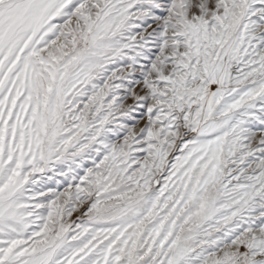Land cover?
Returning a JSON list of instances; mask_svg holds the SVG:
<instances>
[{"label":"snow or ice","instance_id":"snow-or-ice-1","mask_svg":"<svg viewBox=\"0 0 264 264\" xmlns=\"http://www.w3.org/2000/svg\"><path fill=\"white\" fill-rule=\"evenodd\" d=\"M0 264H264V0H0Z\"/></svg>","mask_w":264,"mask_h":264},{"label":"rangeland","instance_id":"rangeland-1","mask_svg":"<svg viewBox=\"0 0 264 264\" xmlns=\"http://www.w3.org/2000/svg\"><path fill=\"white\" fill-rule=\"evenodd\" d=\"M138 125L139 127H142L143 123L141 121H138ZM51 187H53V189L55 190L63 191L64 188L67 187V184L62 182L60 185H56L54 182H51Z\"/></svg>","mask_w":264,"mask_h":264}]
</instances>
